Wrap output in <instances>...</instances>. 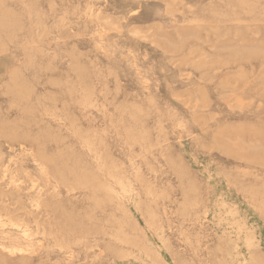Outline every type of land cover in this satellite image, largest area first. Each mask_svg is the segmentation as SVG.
<instances>
[{
	"label": "rangeland",
	"instance_id": "1",
	"mask_svg": "<svg viewBox=\"0 0 264 264\" xmlns=\"http://www.w3.org/2000/svg\"><path fill=\"white\" fill-rule=\"evenodd\" d=\"M0 264H264V0H0Z\"/></svg>",
	"mask_w": 264,
	"mask_h": 264
}]
</instances>
